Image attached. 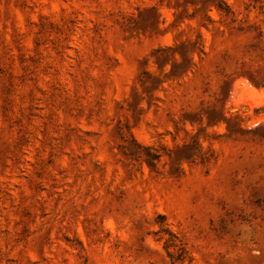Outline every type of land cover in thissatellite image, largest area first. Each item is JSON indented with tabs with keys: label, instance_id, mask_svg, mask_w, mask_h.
I'll use <instances>...</instances> for the list:
<instances>
[{
	"label": "rangeland",
	"instance_id": "rangeland-1",
	"mask_svg": "<svg viewBox=\"0 0 264 264\" xmlns=\"http://www.w3.org/2000/svg\"><path fill=\"white\" fill-rule=\"evenodd\" d=\"M0 264H264V0H0Z\"/></svg>",
	"mask_w": 264,
	"mask_h": 264
}]
</instances>
